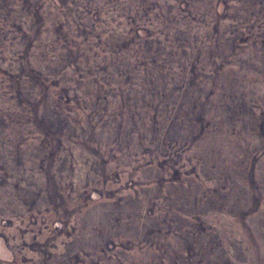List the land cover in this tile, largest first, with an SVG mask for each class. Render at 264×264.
I'll return each mask as SVG.
<instances>
[{
    "label": "rangeland",
    "instance_id": "1",
    "mask_svg": "<svg viewBox=\"0 0 264 264\" xmlns=\"http://www.w3.org/2000/svg\"><path fill=\"white\" fill-rule=\"evenodd\" d=\"M0 264H264V0H0Z\"/></svg>",
    "mask_w": 264,
    "mask_h": 264
},
{
    "label": "trees",
    "instance_id": "2",
    "mask_svg": "<svg viewBox=\"0 0 264 264\" xmlns=\"http://www.w3.org/2000/svg\"><path fill=\"white\" fill-rule=\"evenodd\" d=\"M152 38V36L151 37H145V40H148L147 42L148 43H158V40H157V38H154V39H151ZM229 41H230V39L229 38H225L224 37V35H222V36H220V37H218L217 39H215V41H213V43L216 45V46H220V49H221V47H228V43H229ZM186 48H188V47H186ZM206 48H204V50H205ZM224 51V50H223ZM222 57H224V56H222ZM198 61V60H197ZM196 61V62H197ZM152 63H154V66L156 65V62L155 61H153V59H152ZM227 65H230V63L229 62H227ZM156 67H159V65H156ZM160 68V67H159Z\"/></svg>",
    "mask_w": 264,
    "mask_h": 264
}]
</instances>
